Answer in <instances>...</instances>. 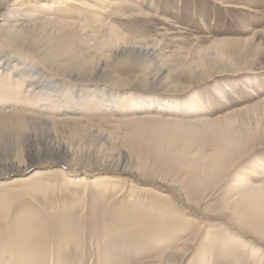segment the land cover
Segmentation results:
<instances>
[{
    "label": "bare ground",
    "instance_id": "1",
    "mask_svg": "<svg viewBox=\"0 0 264 264\" xmlns=\"http://www.w3.org/2000/svg\"><path fill=\"white\" fill-rule=\"evenodd\" d=\"M39 2L46 3L39 9L42 5L36 6ZM139 2L68 0L66 4L75 9L76 15H60L53 8L54 4L61 5L59 0H0V131H6L9 143H12L9 156L0 160V221L3 224L13 223V220L18 222L13 229L0 227V264H30V260L32 264H63L57 260H44L45 256L57 257L56 241L44 240L48 246L40 245L39 248L43 249L38 254L31 252L33 244H41L42 237L50 234H62L64 240L59 242L62 248L69 244L78 248L84 243L85 237L79 234L86 231L89 224L85 226L83 220L63 218L61 221L59 218L56 223L65 227L53 231L42 229L43 219H36L31 213L26 215L28 217L21 214L11 219L8 216L18 198H45L48 193L56 192V188L66 194L70 186L82 190L76 196L75 204L80 206L81 219L87 211L84 201L93 189L98 190L103 200L124 196L126 208H131L132 214L145 210L148 215H153V229L147 233L139 231L141 235L137 238L142 239L146 234L144 238L156 250L147 255L141 254L137 247L133 251L141 260L144 259L145 262L141 261L143 264H185L193 254L196 260L190 264H216L214 262L220 260L222 263L219 264H264V181L256 183L264 167L261 163L251 162L242 167L240 173L235 171L225 175L249 148L254 134L262 127L258 123L263 121L264 114L254 116L255 124L251 126V122L247 125L249 122L245 117L249 114L243 116L242 111L263 108L264 99L213 119L198 116L188 119L187 116L177 118L175 113L165 116L162 111L165 104H160V101L155 106L151 103L143 107L134 105L132 101H118L117 96L97 87V78L101 76L97 75L105 71L111 59L119 62L120 56L135 55L159 63L152 78L155 82L161 78L165 64L170 61V56L159 51L157 41H130L114 26L112 20L127 19L129 13L140 14L133 8ZM221 3L231 7L228 2ZM86 15L90 17L86 19ZM95 45H100L103 51L95 52L92 49ZM215 48L216 51L208 58H198V67L210 68L220 61L221 52ZM196 55L204 57L206 53ZM74 62L78 64L77 69L71 67ZM84 74L89 75L87 79ZM216 89L212 87L210 94L216 92L223 98L221 92L214 91ZM131 106V116L116 120L118 125L132 126L121 138L128 144L127 148L123 147L122 140L117 147L115 138L105 131L64 129L70 122L72 125L81 123L83 115L90 111L113 113ZM26 115L37 116L41 122H25ZM14 118L18 122L11 127L12 124L7 122L11 123ZM35 124L46 128L52 125V133L46 134L48 141L41 142L43 148L35 146L38 144L33 132ZM56 128L71 137L70 140L78 139L82 143L99 141L108 148H116L118 154L105 157V160L96 156L92 164L87 161L88 165H83L77 151L80 146L75 149L68 141L58 139ZM129 145L134 155L129 153ZM205 145L207 151H201ZM68 163L75 167L67 169ZM52 166L60 168L51 169ZM34 167L40 168L25 175ZM84 168L88 169L82 172ZM95 175L99 176L95 178ZM140 192L154 194L157 204L142 200L138 195ZM187 192L197 197L188 198ZM218 193L222 194L221 204L212 207L209 202ZM122 210L124 208L119 211L113 209L110 213L118 216ZM213 224L220 226L218 234L210 233V225ZM22 231L31 235L19 236ZM71 233L74 237L68 236ZM88 235L91 240H96L97 246V238L103 235V230L98 229L96 234ZM18 237L25 239L22 244L13 241ZM199 244L206 251L195 255ZM111 245L117 246L118 242ZM96 246L94 250L99 247ZM232 253L239 255L233 257ZM80 254H86V250Z\"/></svg>",
    "mask_w": 264,
    "mask_h": 264
},
{
    "label": "rangeland",
    "instance_id": "2",
    "mask_svg": "<svg viewBox=\"0 0 264 264\" xmlns=\"http://www.w3.org/2000/svg\"><path fill=\"white\" fill-rule=\"evenodd\" d=\"M60 1H62L61 5L54 4L53 6L56 14L62 15L67 13L68 15H76L75 9L66 4L68 0ZM125 1L129 4L133 3V0ZM221 2H228V5H231V7H226L225 5L227 4ZM45 3L39 2L36 6L42 4L38 7L40 9ZM235 6H242L243 8H235ZM133 8L138 9V13L140 12V14L146 16H141L140 14L135 16L129 13L127 19L120 18L119 20H112L114 26L119 32L125 33L130 41H157L160 44L158 45L159 51H162V54L168 57L170 56V61L165 64V71L161 78L159 77L160 81L155 79V82L152 78L157 73L159 63L155 64L151 61L144 60L143 57H136L135 55L120 56L119 59L121 60L119 62H114L111 59L108 61V66L105 67V71L97 75V77L101 75L97 78L99 79L97 87L100 90H105L108 94H114L118 97V101H132L134 105H141L143 107L149 106L151 103L155 106L157 104L156 102L160 101V104H165L162 107L165 116L170 113H175L177 118L187 116L188 119L195 118L196 116L213 119L227 111H236L244 107L252 106L264 99V0H140L139 4H136V7L133 6ZM89 17V15L85 16L86 19ZM97 46H92V49L95 52H102L103 50H101L100 45ZM215 47L221 52L219 56L220 61L215 65H211V69L198 67V58H201V60L202 58H208L210 53L216 51ZM97 48L100 49L98 50ZM104 53L106 54L107 51L105 50ZM197 53H206V56L198 57L196 55ZM100 55L102 58L104 57L102 54ZM196 58L197 60H195ZM77 66L78 64L76 62L71 65L74 69H77ZM239 69L240 72L238 74ZM83 76L87 79L89 75L86 76L84 74ZM212 87H216L217 89L214 91L221 92L223 98L218 97L214 91H212L214 95L210 94ZM83 88L87 87L83 86ZM89 88L93 89V87ZM131 108L133 109V106L130 108L126 107V110L122 109L113 113L104 110L100 113L90 111L88 114L83 115L81 123L72 125L70 122L66 127L64 126V129L66 131L72 129L105 131L115 138L118 144L117 147L120 146L119 141L122 140L123 147L127 148L126 146L128 144L124 143L121 138L124 133L131 130L132 126H127V124L118 125L116 120L131 116ZM156 108H158V105ZM176 108L179 110L176 111ZM250 109L252 108L244 109L242 115L249 114L245 116L248 119L246 122H249L247 125L251 122V126H253L255 124L254 116H262L264 114V106L263 108L257 107L253 110ZM123 113L126 114L124 115ZM16 119L14 118L11 123H7L12 124L11 127H13L15 122H18ZM38 119L37 116L26 115L24 121L29 123L41 122ZM262 120L258 123V126L262 127L256 131L257 134H254L255 136L249 144V148L227 170L225 175H231L235 171L240 173L241 168L251 162L261 163L264 167V117H262ZM56 130L58 139L68 141L75 149L80 146L77 151L79 150L83 165H88L87 161H91L90 163L92 164L96 156L105 160L108 157L110 158L118 154L116 148H108L102 142L83 141L82 143L78 139L70 140L71 137L68 138L66 133H61L57 128ZM5 132L0 131V160H5L12 149V143H9V137ZM33 132L38 142L35 146L37 148H43L41 142L48 141L46 134L48 132L52 133V125H48L46 128L42 125L35 124ZM28 146L29 148H33L31 147L32 144ZM142 147L148 148V146L144 145ZM128 149H130V151L128 150L129 153L134 155L130 145ZM207 149L208 147L205 145L200 150L207 151ZM67 166H69L68 168L66 167L67 169L75 167L70 163ZM35 167L26 172L25 175L40 168ZM63 167L65 168V166ZM59 168L58 166H52L51 169L59 170ZM85 168L81 171L85 172L88 169ZM262 172L259 174L260 178H256V180L258 179L256 183H262L264 181V170ZM97 176L95 175L94 177L96 178ZM76 189L74 186H70L67 193L64 194L56 188V192L48 193L45 198L34 196L32 199L18 198L14 201L12 210L8 215L9 218L19 217L21 214H23L21 216L28 217L26 215L31 213L35 216L34 218L43 219L42 229L49 228L48 230L59 231L65 227L62 223H59V225L56 223V220L59 218L61 221L64 220L63 218H66L65 220L68 219V221L77 219L80 222L83 220L85 226L89 224L85 228L86 231L79 234V236L85 237L84 243L80 247L73 248L69 244L67 248H62L60 246V243L64 240V237L61 236L62 234H50L42 237L41 244H37V242L33 244L32 254L35 252L38 254L40 250L42 251L43 248H39L40 245L48 246L47 243H44V240L52 241V243L56 241L59 249L56 248V258L51 259L45 256L44 260L46 262L57 260L58 263L63 264H143L145 262L144 259L141 260L133 252L136 247L140 250L141 254H153L152 251L156 250V248L144 238L146 234H144L142 239L137 238L141 235L139 231L147 233V231L150 232L153 229L151 227V223L154 221L152 214L148 215L145 210H138L137 215L132 214L131 208H126L124 196L116 199L110 197L109 199L103 200L102 195L98 194V190L93 189L90 191L89 197L84 201L87 210L85 213L86 218L81 219L79 217L80 206L75 204L78 200L76 196L82 190L77 189L76 191ZM138 195L144 201H152L151 203L157 204V198L154 194L140 192ZM186 196L191 199L197 197L192 192H187ZM221 198V193L216 194L209 202V205H212V207L219 206L221 204ZM35 203L37 205H34ZM122 208L124 210H122L123 212H119L118 216H112L110 213L113 209L119 211ZM57 210L61 211L57 212ZM13 221V223L9 221L8 224H3L0 221V227L13 229L14 226L17 227L18 225L16 220ZM217 225H210V233H219L220 226ZM96 227L101 231L103 230V235L99 239L97 238V242H99L97 246L99 247L97 250H94L96 246L94 241L96 240H91L88 234H96L98 230ZM20 233L21 235L19 236L31 235L26 231ZM112 233L116 237L111 236ZM68 236L74 237L73 233ZM68 236H65V238ZM23 240L25 239L18 237L13 241H19L18 243L22 244ZM115 241L118 242V245L112 246L111 243ZM121 249L122 251H120ZM85 250L86 254H80L81 251L84 252ZM204 250L206 251L201 244L197 245L195 255L199 253L204 254ZM231 255L235 257L239 254L232 253ZM28 259L30 260L31 257H28ZM195 260L196 257L193 254V256L187 259L185 264H190ZM34 261L36 262V259ZM29 262L32 264L31 260ZM214 263H222V260ZM246 263L250 264L248 262Z\"/></svg>",
    "mask_w": 264,
    "mask_h": 264
}]
</instances>
